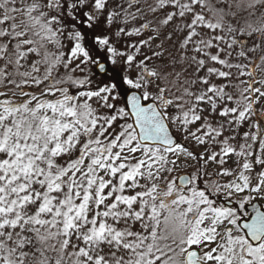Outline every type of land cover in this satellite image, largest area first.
I'll list each match as a JSON object with an SVG mask.
<instances>
[{
    "label": "snow or ice",
    "instance_id": "snow-or-ice-1",
    "mask_svg": "<svg viewBox=\"0 0 264 264\" xmlns=\"http://www.w3.org/2000/svg\"><path fill=\"white\" fill-rule=\"evenodd\" d=\"M0 264H264V0H0Z\"/></svg>",
    "mask_w": 264,
    "mask_h": 264
}]
</instances>
